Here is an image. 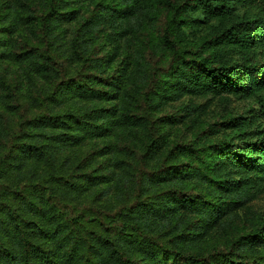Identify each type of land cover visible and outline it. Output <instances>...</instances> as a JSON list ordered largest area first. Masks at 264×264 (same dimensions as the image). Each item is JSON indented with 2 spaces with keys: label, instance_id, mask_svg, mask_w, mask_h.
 I'll list each match as a JSON object with an SVG mask.
<instances>
[{
  "label": "trees",
  "instance_id": "1",
  "mask_svg": "<svg viewBox=\"0 0 264 264\" xmlns=\"http://www.w3.org/2000/svg\"><path fill=\"white\" fill-rule=\"evenodd\" d=\"M264 0H0V264H264Z\"/></svg>",
  "mask_w": 264,
  "mask_h": 264
},
{
  "label": "rangeland",
  "instance_id": "2",
  "mask_svg": "<svg viewBox=\"0 0 264 264\" xmlns=\"http://www.w3.org/2000/svg\"><path fill=\"white\" fill-rule=\"evenodd\" d=\"M255 207L260 211H264V195L256 201Z\"/></svg>",
  "mask_w": 264,
  "mask_h": 264
}]
</instances>
